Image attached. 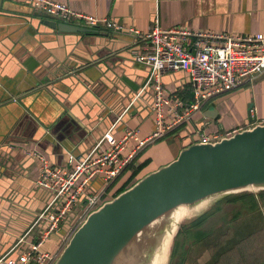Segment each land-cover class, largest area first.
Listing matches in <instances>:
<instances>
[{
  "label": "crops",
  "instance_id": "crops-1",
  "mask_svg": "<svg viewBox=\"0 0 264 264\" xmlns=\"http://www.w3.org/2000/svg\"><path fill=\"white\" fill-rule=\"evenodd\" d=\"M31 1L0 0V259L5 258L0 264L18 258L20 250L12 248L52 200V194L37 185L41 162L28 153L39 152L52 166L69 169L70 155L87 157L107 134L119 142L127 129L137 130L141 139L153 132L154 93L146 87L151 70L135 61L134 52L141 50L143 40L128 30L145 36L157 24L197 33L264 35V0H51L128 29L80 26L94 30L90 33L54 31L37 16ZM163 84L167 96L191 102L185 72L166 73ZM216 102L139 152L114 182L107 201L171 164L197 136L228 138L264 125V119L249 124L251 114L246 119L242 110L228 115ZM136 146L130 140L122 157ZM112 147L105 140L93 157L100 158ZM102 184V176L92 179L73 210H83L87 196L97 194ZM215 208H203L195 221ZM222 216L217 224L213 218L203 224L209 234L195 241L193 263L187 256L184 264H264V204L259 200L257 210H244L236 220L231 212ZM76 218L69 212L43 251H57ZM38 235L36 230L34 239ZM178 248L175 241L167 264Z\"/></svg>",
  "mask_w": 264,
  "mask_h": 264
},
{
  "label": "built area",
  "instance_id": "built-area-1",
  "mask_svg": "<svg viewBox=\"0 0 264 264\" xmlns=\"http://www.w3.org/2000/svg\"><path fill=\"white\" fill-rule=\"evenodd\" d=\"M31 3L34 9L61 23L91 28L103 27L117 32L128 30L110 19H98L75 12L66 4L51 0H32ZM128 31L143 40L141 50L134 52L135 61L151 70L146 87L153 88L154 93L153 132L141 139L137 130L127 129L119 142H114L107 134L87 157L77 159L70 155L69 169L52 166L39 152L28 153L41 162L37 185L49 191L52 200L12 248L11 252L20 250L18 258L5 264H55L63 251L64 243L70 241L80 227L75 225L76 222L71 225L57 251L45 252L43 247L51 236L60 231L67 213L72 212L92 179L102 176L105 188L95 195L87 196L84 206L86 213L94 212L107 202L106 188L122 174L139 152L191 122L207 103L250 85L256 76L264 73L263 34L235 36L225 33H197L181 28L162 29L157 24L145 36L139 31ZM181 71L188 76L191 85L192 100L188 104L176 96H167L163 84L166 73ZM255 113L254 110L251 111V116L256 117ZM224 138L227 137L220 134L202 136L199 142L215 143ZM132 139L137 142V146L124 158L122 153ZM105 140L112 142L113 147L95 159L93 155ZM77 185L79 186L75 189ZM36 230L39 235L34 239ZM4 262L5 258L0 259V263Z\"/></svg>",
  "mask_w": 264,
  "mask_h": 264
},
{
  "label": "water",
  "instance_id": "water-1",
  "mask_svg": "<svg viewBox=\"0 0 264 264\" xmlns=\"http://www.w3.org/2000/svg\"><path fill=\"white\" fill-rule=\"evenodd\" d=\"M34 10L54 31L94 32ZM250 123L256 124L255 116ZM251 190L264 191V125L215 143L195 137L171 164L92 212L55 264H153L163 246V238L156 239L158 222L171 228V216L180 207Z\"/></svg>",
  "mask_w": 264,
  "mask_h": 264
},
{
  "label": "rangeland",
  "instance_id": "rangeland-1",
  "mask_svg": "<svg viewBox=\"0 0 264 264\" xmlns=\"http://www.w3.org/2000/svg\"><path fill=\"white\" fill-rule=\"evenodd\" d=\"M216 101H217L216 103L218 104L219 108L223 109V111L228 115L232 116L233 111L242 110L244 112V115L246 116V119H247V118H249V115H250V109L254 108V112H256V115H258V116H256L257 117L256 123L258 122V120H263L264 119V73L256 76L254 81L250 85L241 87L240 89H237V90H234V91L229 92L227 94H224V95L218 97L216 99ZM258 110L260 112V116H259ZM249 124H251V123H249ZM251 125H253V124H251ZM176 142H178V145H179V140H177ZM172 154H173V152H172ZM78 186L79 185H77L75 187V189ZM247 192L257 194L260 191L251 190V191H247ZM223 198H225V197H218V198L211 199L210 201H208L207 205L205 206V209L211 208L212 205L217 206V204L219 202L223 201ZM72 211H74V214L77 215V219H75L74 222H76L75 225H77L78 227H80L82 225V223L87 219V217L92 213V212L86 213L84 211V209L81 211H80V209H76V210H72ZM196 216H197V213L190 215L189 217L185 218L184 220H182L177 225V228L173 234V238H172V241H171L168 253H167V260H166L165 264H167L168 261L170 262L172 250L174 247V242L176 241V236H178L180 229L183 226H187V225L191 224V222H193L195 220ZM165 219H167V218H165ZM163 223H164V221L162 220L155 225V227L158 228L157 234L159 236L156 238V239H158L157 242H159L164 237V235H166L167 232L170 231L169 223L167 222L164 226H163ZM68 241L69 240H67V242L64 243L63 249L69 243ZM194 248H195L194 246L188 248L189 263H193V258L195 257Z\"/></svg>",
  "mask_w": 264,
  "mask_h": 264
},
{
  "label": "trees",
  "instance_id": "trees-1",
  "mask_svg": "<svg viewBox=\"0 0 264 264\" xmlns=\"http://www.w3.org/2000/svg\"><path fill=\"white\" fill-rule=\"evenodd\" d=\"M114 182L109 187L106 188L105 193L107 196L111 195ZM100 188H102L101 190H103L105 188V183L102 184ZM124 190L125 188L121 190L119 193H117L116 196L115 194H113L111 197L112 198L117 197L119 194L124 192ZM259 200L262 202V204H264V191H260L257 195L250 192H243L239 194L226 196L225 198H223L224 202L220 206L218 207L216 206L212 214H207L205 215L204 219L198 221L194 220L193 222H191V224L187 226H183L180 229L178 236L176 237V246L179 248L176 249V251L173 254L172 264L175 260L176 262L179 261L178 264H184L188 256V248L194 246V243L197 239L204 238L206 235L209 234L207 233V231H205V227L203 225L205 224V222L210 223L211 218H213L212 220L214 221V223L217 224L220 222L221 218L224 217L222 215H225L228 212H231L233 215V219L236 220L239 218L240 215H243L244 210H257L259 208ZM225 202L227 204L229 203L226 209L225 206H223ZM217 209L220 211L216 212ZM180 244L182 246H180Z\"/></svg>",
  "mask_w": 264,
  "mask_h": 264
},
{
  "label": "bare ground",
  "instance_id": "bare-ground-1",
  "mask_svg": "<svg viewBox=\"0 0 264 264\" xmlns=\"http://www.w3.org/2000/svg\"><path fill=\"white\" fill-rule=\"evenodd\" d=\"M208 202H203L202 204L196 205L192 208L188 207H180L177 211H175L172 214V227L170 228V231L167 232L166 235H164L162 239V248L160 246V251L156 256V259L153 264H165L167 260V253L173 238V234L177 228V225L184 220L185 218L189 217L190 215L196 214L200 212L205 206L207 205ZM172 230V231H171Z\"/></svg>",
  "mask_w": 264,
  "mask_h": 264
}]
</instances>
